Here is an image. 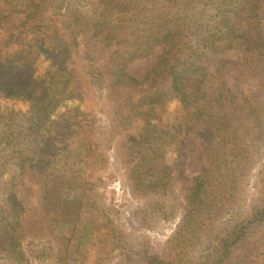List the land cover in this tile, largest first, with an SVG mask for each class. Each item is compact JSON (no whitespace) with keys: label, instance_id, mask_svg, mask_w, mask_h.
I'll return each mask as SVG.
<instances>
[{"label":"trees","instance_id":"16d2710c","mask_svg":"<svg viewBox=\"0 0 264 264\" xmlns=\"http://www.w3.org/2000/svg\"><path fill=\"white\" fill-rule=\"evenodd\" d=\"M68 49L79 51L98 97L108 91L117 127L129 131L142 121L129 135L142 163L131 174L142 200L139 230L162 233L176 218L167 154L177 135L199 137L208 167L191 177L168 259L137 258L138 241L118 207L94 192V177L58 166L59 155L79 151L93 174L109 169L114 141L110 125L82 106L87 89L67 67ZM152 54L142 78L128 72L130 62ZM226 67L258 81L236 92L221 77ZM173 101L185 115L167 120ZM263 142L264 0H0V264L60 262L70 239L56 224H82L81 235L105 227L108 249L96 264H246L248 256L264 264V252L250 245L264 232V183L260 205L246 216L235 212ZM26 177L38 185L40 210L18 193ZM72 190L93 191L87 209L66 196ZM48 230L64 243L58 252ZM203 237L210 244L192 257Z\"/></svg>","mask_w":264,"mask_h":264},{"label":"rangeland","instance_id":"374dc122","mask_svg":"<svg viewBox=\"0 0 264 264\" xmlns=\"http://www.w3.org/2000/svg\"><path fill=\"white\" fill-rule=\"evenodd\" d=\"M67 53H69L67 67L76 73L84 89H87L86 99L82 106L87 110L90 117L96 119L97 123L104 122L110 125L113 130L114 141L110 150L109 169H99L93 174L92 170L90 168L87 169L86 166L87 155L79 151L59 155L58 166L62 170L76 172V174L86 179L94 177L97 181L96 184H98V189H94V192H104L106 198L118 207L117 211L119 212L120 220H122L127 231H129L130 238L138 241L137 258L144 254H152L158 255L162 259H168L170 257L168 240L187 210V194L191 184V177L208 167V161L203 154L199 137L195 131H187L186 133L177 135L167 154L166 162L172 165L175 184V192L169 203L170 205H175L178 209L176 218L167 225L162 233L139 230V208L142 200H140V193L132 191L131 174L134 171H141L142 163L138 158L134 159L131 154L133 142L129 140V135L136 134V127L141 125L142 121L139 120L135 123L129 131H124L117 127L112 121V101L110 100L108 91L105 90L101 95L102 99H100L98 92L90 88V84L82 71L83 62L79 51L68 49ZM155 56L156 54H152L130 62L127 66L128 72L137 78H142L155 62ZM222 72L221 77L236 92L244 91L248 86H254L258 81L257 76L249 75L240 69L226 67ZM18 105L21 106L22 103L19 102ZM200 114L201 119L207 117L205 116L206 114L204 115V112ZM184 115L185 113L182 111L180 103L173 101L169 104L163 117L167 120H176ZM9 173H11V169L8 168L7 174ZM25 180L27 181V187L18 188V193L31 209L38 208L40 210L38 185L29 179V177H26ZM263 183L264 142L256 151H253V161L248 181L242 186L237 195L238 202L235 206V212L238 215L246 216L260 205ZM66 196L71 199L77 198L87 209L93 196V191L72 190L68 191ZM55 227L58 232H64L70 240L67 245L68 247L62 250V260L60 262L52 261L50 264H96L99 257L104 256V253L107 252L108 247L106 244L109 241L107 238L108 232L105 227L85 230V233H82L83 235L80 234L82 224H79L77 228L71 224H56ZM46 239L51 240L53 249L56 252L59 251L58 246L61 247V244H64L61 243L58 235L52 233L50 230L47 231ZM210 242L211 239L207 240L203 237L197 243L195 249L191 251L192 257H198ZM250 245L254 247L252 251L257 253L264 252V232ZM110 249H113L112 255L115 254L118 250V243H110ZM262 258L248 256L246 264H262Z\"/></svg>","mask_w":264,"mask_h":264}]
</instances>
